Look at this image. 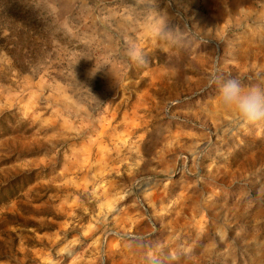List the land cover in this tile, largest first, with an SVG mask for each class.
Instances as JSON below:
<instances>
[{
	"label": "rangeland",
	"instance_id": "rangeland-1",
	"mask_svg": "<svg viewBox=\"0 0 264 264\" xmlns=\"http://www.w3.org/2000/svg\"><path fill=\"white\" fill-rule=\"evenodd\" d=\"M232 78L264 89V0H0V264H264Z\"/></svg>",
	"mask_w": 264,
	"mask_h": 264
},
{
	"label": "clouds",
	"instance_id": "clouds-1",
	"mask_svg": "<svg viewBox=\"0 0 264 264\" xmlns=\"http://www.w3.org/2000/svg\"><path fill=\"white\" fill-rule=\"evenodd\" d=\"M134 61L137 54H132ZM220 101L224 108L235 111L237 117L248 126H264V89L242 88L235 78L225 81L220 87Z\"/></svg>",
	"mask_w": 264,
	"mask_h": 264
}]
</instances>
